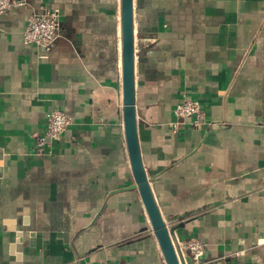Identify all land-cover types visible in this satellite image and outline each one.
<instances>
[{
    "label": "crops",
    "instance_id": "1",
    "mask_svg": "<svg viewBox=\"0 0 264 264\" xmlns=\"http://www.w3.org/2000/svg\"><path fill=\"white\" fill-rule=\"evenodd\" d=\"M0 17V264H165L122 125L120 0H18ZM59 12L47 55L27 19ZM143 167L200 264H264V0H132ZM198 101L200 127L173 110ZM52 109L73 124L38 154Z\"/></svg>",
    "mask_w": 264,
    "mask_h": 264
},
{
    "label": "water",
    "instance_id": "2",
    "mask_svg": "<svg viewBox=\"0 0 264 264\" xmlns=\"http://www.w3.org/2000/svg\"><path fill=\"white\" fill-rule=\"evenodd\" d=\"M119 23L121 28V88H122V125L129 156L133 180L144 205L148 221L160 247L165 264H180L176 249L152 194L141 159L135 108V50L132 0H120Z\"/></svg>",
    "mask_w": 264,
    "mask_h": 264
},
{
    "label": "built area",
    "instance_id": "3",
    "mask_svg": "<svg viewBox=\"0 0 264 264\" xmlns=\"http://www.w3.org/2000/svg\"><path fill=\"white\" fill-rule=\"evenodd\" d=\"M18 0H0V17L11 10L20 7ZM60 27L59 12L56 9H43L41 13L31 15L27 19L22 33V41L26 46H35L46 55L54 47ZM175 122L172 132H176L182 121L191 120L192 127H200L204 122L205 113L198 101L183 98L174 108ZM73 121L69 115L58 109H52L46 116V127L42 135L34 137L38 154L44 152L52 143L58 141L61 135L72 126ZM182 252L188 253L194 264H200L205 253V244L197 239H189L179 245ZM110 264V263H104ZM222 264H227L222 262Z\"/></svg>",
    "mask_w": 264,
    "mask_h": 264
}]
</instances>
